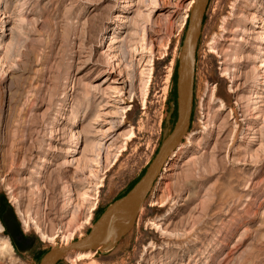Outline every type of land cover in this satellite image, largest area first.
<instances>
[{
  "label": "rangeland",
  "instance_id": "374dc122",
  "mask_svg": "<svg viewBox=\"0 0 264 264\" xmlns=\"http://www.w3.org/2000/svg\"><path fill=\"white\" fill-rule=\"evenodd\" d=\"M190 2L0 0V264L83 238L139 180ZM202 29L183 145L114 248L59 264H264V0H210Z\"/></svg>",
  "mask_w": 264,
  "mask_h": 264
},
{
  "label": "water",
  "instance_id": "95a60500",
  "mask_svg": "<svg viewBox=\"0 0 264 264\" xmlns=\"http://www.w3.org/2000/svg\"><path fill=\"white\" fill-rule=\"evenodd\" d=\"M181 48L177 56L175 84V116L151 163L139 180L122 196L110 203L92 223L88 234L69 245L53 247L40 258L39 264H59L77 254L108 252L130 231L160 174L171 157L183 145L190 131L193 113L196 53L204 18L210 0H191ZM170 115L172 108L170 109ZM168 118V122L170 119Z\"/></svg>",
  "mask_w": 264,
  "mask_h": 264
},
{
  "label": "trees",
  "instance_id": "16d2710c",
  "mask_svg": "<svg viewBox=\"0 0 264 264\" xmlns=\"http://www.w3.org/2000/svg\"><path fill=\"white\" fill-rule=\"evenodd\" d=\"M204 20H205V18H204ZM204 23V22H203ZM177 68V67H176ZM176 68H175V71H174V73H173V76H172V78H174V80H176ZM171 102H172V113H171V115H170V119H169V123H171L172 124V122H173V120H174V116H175V110H174V106H175V94L173 93V98H172V100H171ZM193 106H194V102H193ZM192 116H193V113H192ZM164 123V122H163ZM143 174V173H142ZM138 181V180H137ZM136 181V182H137ZM135 182V183H136ZM134 183V184H135ZM134 184H132L129 188H127V190L125 191V192H123L124 194H126V192L134 185ZM124 194L122 195V196H124ZM122 196H120L119 198H121ZM118 198V199H119ZM0 201H1V198H0ZM2 213H3V210H1L0 209V217H1V215H2ZM100 216V215H99ZM44 255V254H43ZM43 255H37V257L39 258V260H40V258L43 256Z\"/></svg>",
  "mask_w": 264,
  "mask_h": 264
},
{
  "label": "bare ground",
  "instance_id": "6f19581e",
  "mask_svg": "<svg viewBox=\"0 0 264 264\" xmlns=\"http://www.w3.org/2000/svg\"><path fill=\"white\" fill-rule=\"evenodd\" d=\"M192 3H194V2L191 1V2L189 3V6H191ZM92 210H93V208H92ZM1 229H2V228H1ZM41 235H42V234H41ZM43 237H44V235H43ZM69 239H70V238H69ZM5 243H6V242H5ZM70 243H71V242H70L69 240H65V241L63 242L62 246L69 245ZM11 251H12V250H11ZM89 254H91V253L77 254V256L67 258V260L69 259V261H70L71 263H77L78 261L84 260V259H86L87 257H89ZM7 255H8V254H7Z\"/></svg>",
  "mask_w": 264,
  "mask_h": 264
},
{
  "label": "flooded vegetation",
  "instance_id": "af4514ba",
  "mask_svg": "<svg viewBox=\"0 0 264 264\" xmlns=\"http://www.w3.org/2000/svg\"><path fill=\"white\" fill-rule=\"evenodd\" d=\"M8 229H10V231L12 230L13 235H15V232H16L15 230H16V228H14L13 223L9 224Z\"/></svg>",
  "mask_w": 264,
  "mask_h": 264
}]
</instances>
